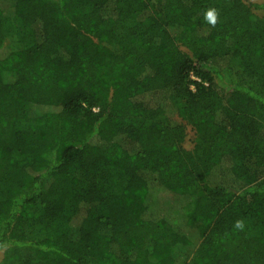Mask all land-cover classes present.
Returning a JSON list of instances; mask_svg holds the SVG:
<instances>
[{"label":"trees","instance_id":"trees-1","mask_svg":"<svg viewBox=\"0 0 264 264\" xmlns=\"http://www.w3.org/2000/svg\"><path fill=\"white\" fill-rule=\"evenodd\" d=\"M2 251L264 264V2L0 0Z\"/></svg>","mask_w":264,"mask_h":264},{"label":"rangeland","instance_id":"rangeland-1","mask_svg":"<svg viewBox=\"0 0 264 264\" xmlns=\"http://www.w3.org/2000/svg\"><path fill=\"white\" fill-rule=\"evenodd\" d=\"M251 3H263V0H250ZM15 31H12V35L10 38H12L14 36ZM19 35L23 38L25 36H31V34L29 35L25 30H20L19 31ZM7 45H11L13 44V42L11 41V39H8V41L6 42ZM230 68L232 69L233 73L236 74H240L242 73V66L240 64H238L237 62H233V64L230 66ZM160 101H163V97L162 96H158L157 97ZM164 104L166 105V103L164 102ZM170 110V109H169ZM194 139H195V132L191 127H187V138L185 141V147L186 149H191L193 148V144H194ZM52 225L49 226V231L54 230L56 228L55 225H57V223H51ZM46 231H43V233ZM4 251L0 252V260H2L4 258Z\"/></svg>","mask_w":264,"mask_h":264},{"label":"clouds","instance_id":"clouds-1","mask_svg":"<svg viewBox=\"0 0 264 264\" xmlns=\"http://www.w3.org/2000/svg\"><path fill=\"white\" fill-rule=\"evenodd\" d=\"M204 20L211 24L212 26H215L218 22V12L215 8H209L204 13ZM234 228L238 230H243L244 228V222L242 220H237L234 223Z\"/></svg>","mask_w":264,"mask_h":264}]
</instances>
